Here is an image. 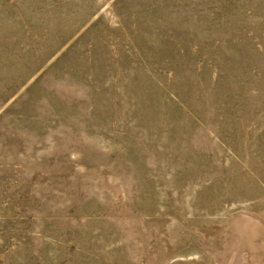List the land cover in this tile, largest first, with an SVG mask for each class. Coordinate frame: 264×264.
I'll list each match as a JSON object with an SVG mask.
<instances>
[{"label":"rangeland","instance_id":"obj_1","mask_svg":"<svg viewBox=\"0 0 264 264\" xmlns=\"http://www.w3.org/2000/svg\"><path fill=\"white\" fill-rule=\"evenodd\" d=\"M0 264H264V0H0Z\"/></svg>","mask_w":264,"mask_h":264}]
</instances>
